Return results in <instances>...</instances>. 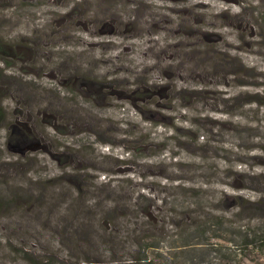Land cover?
<instances>
[{
    "label": "rangeland",
    "instance_id": "obj_1",
    "mask_svg": "<svg viewBox=\"0 0 264 264\" xmlns=\"http://www.w3.org/2000/svg\"><path fill=\"white\" fill-rule=\"evenodd\" d=\"M140 1L0 0V264H264V0Z\"/></svg>",
    "mask_w": 264,
    "mask_h": 264
},
{
    "label": "trees",
    "instance_id": "obj_2",
    "mask_svg": "<svg viewBox=\"0 0 264 264\" xmlns=\"http://www.w3.org/2000/svg\"><path fill=\"white\" fill-rule=\"evenodd\" d=\"M180 91V90H179ZM202 192H198L197 195L194 194L196 198H198V201H190L189 203L182 204L178 207L173 208V213L170 215V223H167V226L164 225V220L162 221L163 226L159 229L166 231L164 227H167L168 229L170 227H173L175 229L174 233H176L178 236L191 233L193 236L197 237L198 240L192 241L190 239H186V241H183L181 245L176 246L177 249H187V248H194L197 246V248L203 250L206 249L211 242H209V238L214 237L215 234L213 233L212 236L209 234L211 232H217V230L220 231V227H224L225 222L228 220H223L224 214H217L212 213L211 216L208 213V210L206 208L209 207V202L207 201V196H201ZM199 198L204 199V201H201ZM126 203V204H125ZM121 203L120 201H117L116 205L112 210L114 213H121L123 214L126 208H131L132 206L128 204L127 202ZM135 207H132L134 211L132 213L134 215H141L143 218L148 219V223L151 226H157L153 220H150L153 215L146 213V207H144L139 202H136L134 204ZM169 222V221H168ZM224 223V224H223ZM264 242V237H263ZM158 245H148L151 249H157ZM204 249V250H205ZM208 250V249H207ZM223 260V259H222ZM227 260V259H226ZM224 261V260H223ZM203 261H191V264H203ZM221 263V260H220ZM226 262L224 261V263Z\"/></svg>",
    "mask_w": 264,
    "mask_h": 264
},
{
    "label": "bare ground",
    "instance_id": "obj_3",
    "mask_svg": "<svg viewBox=\"0 0 264 264\" xmlns=\"http://www.w3.org/2000/svg\"><path fill=\"white\" fill-rule=\"evenodd\" d=\"M125 1L128 2V3H134V0H125ZM141 1H142V2H141ZM141 1H140V3H139V7H140L139 10H138V9H137L138 11L134 10V11H136V12H135L136 15H139V14H140V10H141V9H146V6H150V5L152 6V5L155 4V2H153V1H151V0H150V1H147V0H141ZM106 7H107V6H106ZM156 7H157V6H156ZM127 9H132V8H131V7H127ZM147 9H148V8H147ZM150 9H151V8H150ZM187 9H188V8H187ZM107 10H108V8H107ZM111 10H112V9H111ZM114 12H115V11H114ZM138 12H139V13H138ZM105 13L110 14L108 11H105V10L102 8V12H101V13H98L97 15L95 14V15H93V16H94V18H96V19H98V20H99L101 17L104 19L105 17H108V15L105 14ZM111 13H112V12H111ZM119 13H120V12H119ZM137 13H138V14H137ZM197 14H198V13H197ZM197 14H196V15H197ZM141 15H142V14H141ZM119 17H120V16H119ZM137 17H139V16H137ZM137 17H135V18L130 17V18H127L126 20L121 19V17H120V18L117 20L116 24L119 23V24L122 25L123 23H128V24H131V25H132V24H134V22L136 21V19H138ZM90 18H91V17H90ZM90 18H89V19H90ZM112 18H114V17H112ZM166 19H167V18H166ZM167 20H168V19H167ZM167 22H168V21H167ZM167 22H166V24H167ZM171 22H172V21H171ZM143 23H145V24H151L152 26L159 24V22H158L157 20H154V19L151 20L150 23H146V21L143 20V21H142V24H143ZM114 24H115V22H114ZM114 24H113V25H114ZM116 24H115V25H116ZM169 24H170V22H169ZM125 25H126V24H125ZM119 26H120V25H119ZM194 30H196V29H194ZM85 42H86V41H84V43H85ZM87 43H88V42H87ZM93 43H94V42H93ZM99 45H100V44H99ZM87 46H88V45H87ZM88 47H90V46H88ZM93 48H94V47H93ZM92 50H93V49H92ZM187 51H188V50H187ZM194 51H195V50H194ZM198 51H199V50H198ZM212 51H214V50H212ZM191 52H192V51H191ZM173 53H174V52H173ZM173 53H172V55H173ZM182 53H183V52H182ZM193 53H194V52H193ZM193 53H192V54H193ZM204 53H205V52H204ZM176 54H177V53H176ZM185 54H186V53H185ZM192 54H191V55H192ZM177 55H179V54H177ZM174 56H176V55H174ZM182 56H184V55H182ZM226 56H227V55H226ZM192 57H193V56H192ZM204 57H205V56H204ZM204 57H203V58H204ZM187 58H188V57H187ZM201 59H202V58H201ZM178 60H179V59H178ZM91 61H93V60H91ZM94 61H95V60H94ZM170 61H171V60H170ZM191 61H192V60H191ZM166 62H167V60H166ZM178 62H179V61H178ZM182 62H183V61H182ZM193 63H194V62H193ZM157 64H158V63H157ZM159 64H161V62H160ZM181 64H182V63H181ZM181 64H180V65H181ZM150 65H151V64H150ZM165 65H167V64H165ZM180 65H179V66H180ZM184 65H185V64H184ZM194 65H195V64H194ZM151 66H152V65H151ZM151 66H150V67H151ZM161 66H162V65H161ZM172 66H173V65H172ZM174 66H175V65H174ZM181 66H182V65H181ZM196 66H197V65H196ZM78 67H80V66H78ZM78 67H77V68H78ZM123 67H124V66H123ZM154 67H155V66H154ZM85 68H86V67H85ZM127 68H128V67H127ZM127 68H126V69H127ZM189 68H190V67H189ZM192 68H193V67H192ZM228 68H229V67H228ZM228 68H227V69H228ZM72 69H73V68H72ZM123 69H125V68H123ZM129 69H130V68H129ZM129 69H128V70H129ZM156 69H157V68H156ZM170 69H171V68H170ZM170 69H169V70H170ZM182 69H183V68H182ZM184 69L186 70V68H184ZM197 69H198V68H197ZM227 69H225V70H227ZM77 70H78V69H77ZM86 70H87V69H86ZM132 70H133V69H132ZM162 70H163V68H162ZM165 70H166V67H165ZM187 70H188V69H187ZM189 70H190V69H189ZM193 70H194V69H193ZM204 70H205V69H204ZM88 71H90V70H88ZM91 71H93V69H92ZM123 71H124V70H123ZM133 71H134V70H133ZM179 71H180V70H179ZM179 71H178V72H179ZM195 71H196V70H195ZM72 72H73V71H72ZM84 72H85V71H84ZM93 72H94V71H93ZM113 72H114V71H113ZM117 72H119V71H117ZM120 72H122V70H121ZM184 72H185V71H183V73H184ZM190 72H191V71H190ZM190 72H189V73H190ZM198 72H199V71H198ZM208 72H209V71H208ZM226 72H227V71H226ZM70 73H71V72H70ZM70 73H69V74H70ZM157 73H158V71H157ZM160 73H161V72H160ZM160 73H159V74H160ZM167 73H168V72H167ZM175 73H176V72H175ZM185 73H186V72H185ZM203 73H204V72H203ZM205 73H206V70H205ZM93 74H94V73H93ZM93 74H91V75H93ZM111 74H112V73H111ZM153 74H154V73H153ZM153 74H152V75H153ZM178 74H179V73H178ZM178 74H177V75H178ZM191 74H193V72H192ZM195 74H196V73H195ZM83 75H84V74H83ZM86 75H87V74H86ZM95 75H96V74H95ZM129 75H130V74H129ZM193 75H194V74H193ZM81 76H82V75H81ZM182 76H184V75H182ZM226 76H227V74H226ZM68 77H69V75H68ZM89 77H90V76H89ZM91 77H93V76H91ZM143 77H146V76H143ZM155 77H156V76H155ZM158 77H159V76H158ZM160 77H161V76H160ZM116 78H117V77H116ZM118 78H119V77H118ZM146 78H147V77H146ZM156 78H157V77H156ZM191 78H192V77H191ZM193 78H194V77H193ZM225 78H226V77H225ZM90 79H91V78H90ZM113 79H115V78H113ZM125 79H126V77H125ZM152 79H153V78H152ZM93 80H94V79H93ZM111 80H112V79H111ZM116 80H117V79H116ZM126 80H127V79H126ZM109 81H110V80H109ZM118 81H120V80H118ZM118 81H117V82H118ZM121 81H122V80H121ZM124 81H125V80H124ZM129 81H130V80H129ZM146 81H147V80H146ZM169 81H170V80H169ZM106 82H107V81H106ZM111 82H112V81H111ZM112 83H113V82H112ZM168 83H169V82H168ZM175 83H176V82H175ZM110 84H111V83H110ZM126 84H127V83H126ZM128 84H129V83H128ZM173 84H174V83H173ZM165 85H166V84H165ZM111 86H112V85H111ZM117 86H118V85H117ZM124 86H125V85H124ZM126 86H127V85H126ZM166 86H167V85H166ZM168 86H169V85H168ZM118 87H119V86H118ZM121 87H122V86H121ZM150 87H151V86H150ZM116 88H117V87H116ZM151 88H152V87H151ZM171 88H173V87H171ZM117 89H118V88H117ZM119 89H120V88H119ZM181 89H182V88H181ZM122 90H123L124 92H125V91H128V89H125V88L122 89ZM179 90H180V89H179ZM120 91H121V90H120ZM113 92H114V91H113ZM118 93H119V92H118ZM127 93H128V92H127ZM116 94H117V93H116ZM61 99H62V98H61ZM60 102H61V101H60ZM63 103H64V101H63ZM65 104H66V103H65ZM67 104H68V103H67ZM70 104H71V103H70ZM56 105H57V104H56ZM68 105H69V104H68ZM54 106H55V105H54ZM41 107H42V106H41ZM66 107H67V106H65L64 108H66ZM70 107H72V106H70ZM75 107H76V106H75ZM79 107H80V106H79ZM58 108H59V107H58ZM58 108H57V109H58ZM61 108H62V106H61ZM64 108H63V109H64ZM20 109H21V108H20ZM42 109H43V108H42ZM45 109H46V108H45ZM45 109H44V110H45ZM48 109H49V108H48ZM73 109H75V108H72V110H73ZM145 109H146V108H145ZM59 110H60V108H59ZM76 110H78V109H76ZM81 110H82V109H81ZM39 111H40V110H39ZM49 111H50V110H49ZM55 111H56V110H55ZM65 111H66V110H65ZM73 111H74V110H73ZM46 112H47V111H46ZM56 112H57L56 114L60 113V111H56ZM79 112H80V111H79ZM82 112H83V111H81V113H82ZM86 112H87V111H86ZM44 113H45V112H44ZM51 113L54 114L55 112H51ZM77 113H78V112H77ZM83 113H84V112H83ZM88 113H89V112H88ZM41 114H42V113H41ZM61 114L64 115V116H66L65 113L63 114V112H61ZM79 114H80V113H79ZM82 115H83V114H82ZM87 115L89 116V114H87ZM95 116H96V115H95ZM90 117H92V116H90ZM93 117H94V116H93ZM81 118H83V117H81ZM84 119H85V117H84ZM98 119H99V118H98ZM98 119H97V120H98ZM85 120H86V119H85ZM87 121H88V120H87ZM101 121H102V120H101ZM85 123H86V121H85ZM78 125H79V124H78ZM94 130H95V129H94Z\"/></svg>",
    "mask_w": 264,
    "mask_h": 264
}]
</instances>
